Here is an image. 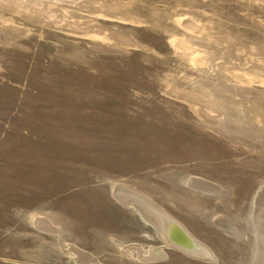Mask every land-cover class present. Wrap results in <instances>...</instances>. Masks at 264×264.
<instances>
[{
  "label": "rangeland",
  "instance_id": "obj_1",
  "mask_svg": "<svg viewBox=\"0 0 264 264\" xmlns=\"http://www.w3.org/2000/svg\"><path fill=\"white\" fill-rule=\"evenodd\" d=\"M262 185L264 0H0V264H261Z\"/></svg>",
  "mask_w": 264,
  "mask_h": 264
},
{
  "label": "bare ground",
  "instance_id": "obj_2",
  "mask_svg": "<svg viewBox=\"0 0 264 264\" xmlns=\"http://www.w3.org/2000/svg\"><path fill=\"white\" fill-rule=\"evenodd\" d=\"M191 182V181H190ZM193 183V182H192ZM193 185V184H192ZM197 185V184H196ZM201 185V183H200ZM194 186V185H193ZM204 187V186H203ZM260 186L256 192L254 193V208L253 210L256 211V208L258 209V212L256 213V218L252 215L253 219L257 220V224L260 221H264V216L262 211V205L264 204V189ZM194 190L200 189L201 191H206L204 189H201L200 187H191ZM207 188V187H205ZM261 188V189H260ZM112 194L115 200L120 202L122 206H126L127 204L135 206V209L137 210V213L141 216L142 220H144L147 224L149 223L150 226L157 232V235L163 242L176 249L179 250L186 256L192 257L193 259H197L200 261H214V257L212 254H210L209 249L201 244L198 240H196L192 235L187 233L186 230H184V226L181 225L179 222H177L175 219L171 218V216H168L166 213L161 211L158 208H156L150 199H148L145 196L138 195V193L127 192L126 187L117 183L112 188ZM209 189V188H208ZM213 190V189H212ZM216 191V190H215ZM212 192V191H211ZM147 200H145V199ZM151 203H149V202ZM253 212V213H254ZM251 219L254 231L257 235V242L261 243V249L260 253L257 258L261 257V264H264V232H257V227L255 224V220ZM261 226V225H260ZM46 227V226H45ZM259 227V225H258ZM263 228V227H261ZM264 229V228H263ZM259 231V230H258ZM259 246V247H260ZM258 247V246H257ZM163 253L162 248H152L151 249V255L149 258L154 260H159L161 258V254ZM256 255V256H257ZM255 256V257H256ZM254 258V257H253ZM213 260V261H212ZM255 260V259H253ZM259 260V259H258ZM255 262V261H254ZM253 264V263H252ZM257 264V263H256Z\"/></svg>",
  "mask_w": 264,
  "mask_h": 264
}]
</instances>
